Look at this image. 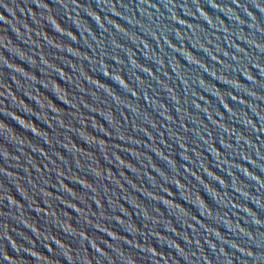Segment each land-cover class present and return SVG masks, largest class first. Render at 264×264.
Segmentation results:
<instances>
[{
  "label": "water",
  "instance_id": "1",
  "mask_svg": "<svg viewBox=\"0 0 264 264\" xmlns=\"http://www.w3.org/2000/svg\"><path fill=\"white\" fill-rule=\"evenodd\" d=\"M0 264H264V0H0Z\"/></svg>",
  "mask_w": 264,
  "mask_h": 264
}]
</instances>
